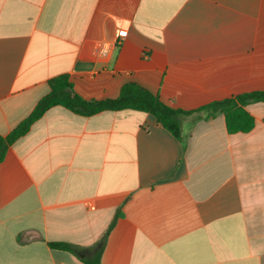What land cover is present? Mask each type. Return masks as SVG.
<instances>
[{
    "label": "crops",
    "instance_id": "0c3cea01",
    "mask_svg": "<svg viewBox=\"0 0 264 264\" xmlns=\"http://www.w3.org/2000/svg\"><path fill=\"white\" fill-rule=\"evenodd\" d=\"M61 76L182 111L264 91V0H0V136ZM245 109L248 133L199 111L179 138L148 113L48 109L0 162V264L100 243V264H264V103Z\"/></svg>",
    "mask_w": 264,
    "mask_h": 264
},
{
    "label": "trees",
    "instance_id": "16d2710c",
    "mask_svg": "<svg viewBox=\"0 0 264 264\" xmlns=\"http://www.w3.org/2000/svg\"><path fill=\"white\" fill-rule=\"evenodd\" d=\"M49 93L35 106L31 114L17 125L13 131L5 136H0V162L3 161L8 147L17 139L24 136L31 125L39 119L48 109L59 106L72 113L82 116H91L101 112L135 111L151 114L173 136H180V120L182 116L203 111L210 116L221 114L225 120L226 130L229 134L248 133L254 127L253 117L246 111V106L254 103H264V91L243 93L222 101L210 103L196 111H182L164 105L149 90L135 82L122 86L115 99L85 100L77 95L66 76L52 79L49 82ZM52 247L70 252L80 257L86 253L76 247L66 245H52ZM93 255H89L85 264H100L102 243L93 247Z\"/></svg>",
    "mask_w": 264,
    "mask_h": 264
},
{
    "label": "built area",
    "instance_id": "2783aa9c",
    "mask_svg": "<svg viewBox=\"0 0 264 264\" xmlns=\"http://www.w3.org/2000/svg\"><path fill=\"white\" fill-rule=\"evenodd\" d=\"M116 37H117V38H122V33H121L120 30H118V31L116 32Z\"/></svg>",
    "mask_w": 264,
    "mask_h": 264
}]
</instances>
